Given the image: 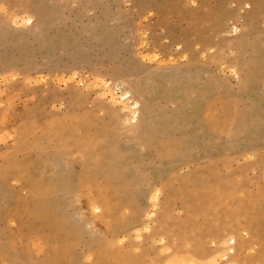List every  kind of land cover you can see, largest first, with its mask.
Returning <instances> with one entry per match:
<instances>
[{
  "label": "rangeland",
  "instance_id": "obj_1",
  "mask_svg": "<svg viewBox=\"0 0 264 264\" xmlns=\"http://www.w3.org/2000/svg\"><path fill=\"white\" fill-rule=\"evenodd\" d=\"M229 260L264 264V0H0V264Z\"/></svg>",
  "mask_w": 264,
  "mask_h": 264
},
{
  "label": "bare ground",
  "instance_id": "obj_2",
  "mask_svg": "<svg viewBox=\"0 0 264 264\" xmlns=\"http://www.w3.org/2000/svg\"><path fill=\"white\" fill-rule=\"evenodd\" d=\"M31 20H32L31 17L28 18V22L31 21ZM155 57H156V55H155ZM108 83H109L108 80H106L102 86L103 87H104V85L109 86ZM111 94H112V97H111L112 102L113 103H120L122 108L124 110L128 111V114L131 115V120L136 121L139 118V113H140V105L139 104L140 103L134 97L131 96V92L129 90H123V93L120 96L115 94V93H110V95ZM156 193H157V191L150 195V201L153 202L152 203L153 207H155L154 201H156V197H157V194H158V193L157 194ZM152 214H153V210H148L147 213H146V217L149 218V217L152 216ZM148 227H149V225L147 224V226H145V229L148 230L147 229ZM229 239L230 238H228V240H227L228 243H231V244L235 243V237H231L230 241H229ZM228 247H229V250H228L229 252H225V254L222 255L223 260L228 259L230 257L229 253H233L234 252L232 246H228ZM233 262H235V261H233ZM229 263H230V260L226 264H229ZM231 264H236V263H231Z\"/></svg>",
  "mask_w": 264,
  "mask_h": 264
}]
</instances>
